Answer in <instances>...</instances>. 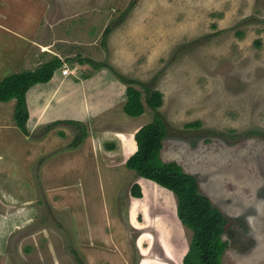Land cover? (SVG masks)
<instances>
[{"label":"rangeland","instance_id":"374dc122","mask_svg":"<svg viewBox=\"0 0 264 264\" xmlns=\"http://www.w3.org/2000/svg\"><path fill=\"white\" fill-rule=\"evenodd\" d=\"M42 1L47 12L37 38L73 42L66 48L73 57L65 60L86 84L71 95L88 136L68 149L79 126L58 124L54 129L68 127L67 144L29 164L28 139L0 126V152L6 153L0 162V264H183L193 232L177 216L175 195L128 169L137 147L125 156L117 141L116 132L130 124L122 109L127 86L108 68L96 74L79 61L85 58L144 82L158 76L160 112L172 127L162 159L196 175L201 191L229 217L223 263L264 264V138L242 134L264 130V0ZM29 2L0 0L6 58L14 35L24 37L15 20L26 23L23 33H33ZM23 70L19 63L0 79ZM144 115L141 127L154 111L147 107ZM194 121L201 126L185 127ZM71 151L75 156L62 158L64 169L57 171L59 157L56 166L45 165ZM135 183L140 198L131 194Z\"/></svg>","mask_w":264,"mask_h":264},{"label":"trees","instance_id":"16d2710c","mask_svg":"<svg viewBox=\"0 0 264 264\" xmlns=\"http://www.w3.org/2000/svg\"><path fill=\"white\" fill-rule=\"evenodd\" d=\"M110 33L111 27L108 26L103 36L107 37ZM176 53L177 49L175 50ZM79 61L87 63L97 70L108 68L121 82L126 84L127 100L123 110L127 115L131 117L141 116L146 112L147 107L154 111V118L140 127L134 134L137 149L126 160V167L133 170L138 177L153 181L175 195L177 216L193 232L188 250L183 257V264H224L223 256L229 247V241L224 238L230 222L229 217L214 205L208 195L201 191L196 175L186 172L176 161H164L162 159L163 143L169 136L172 127L160 112L164 103V94L154 87L158 76H154L150 82H144L118 72L113 65L107 62L96 61L92 58ZM63 64L62 59L55 57L34 70L12 73L0 80V101L7 102L16 99L14 117L17 126L25 135H31L27 128L30 116L27 92L38 83L49 82L54 72ZM60 123L79 126L78 134L67 145L68 149L79 148L88 136V129L84 124L73 120L52 122L44 127L45 132L43 134L36 137L45 136ZM193 126H201V123L194 121L185 125V127ZM203 131L219 136L225 135L223 132L205 128ZM242 134L264 138V130L262 129H251ZM110 147L109 149L112 150L113 147ZM131 194L137 198L142 197L140 184L135 183L132 186Z\"/></svg>","mask_w":264,"mask_h":264},{"label":"crops","instance_id":"0c3cea01","mask_svg":"<svg viewBox=\"0 0 264 264\" xmlns=\"http://www.w3.org/2000/svg\"><path fill=\"white\" fill-rule=\"evenodd\" d=\"M29 4H30L29 7L30 15H28V17L33 16V33L31 35L27 34L26 32L23 33L24 32L23 29L26 28V23H23V21L21 22V19H19L18 22L17 20L13 22L15 26L16 25L19 26L20 31H22L24 37H22L21 35H14L15 37L12 38V40L10 41V43H12L11 45L12 50L7 58L5 57L6 55L5 45H4L5 40L2 38L0 39V75L7 74L8 72H10L12 68L15 69L19 63L24 64L25 70H34L40 67L43 63L55 57H58L64 61L63 66L68 65L67 61H65V58L73 57V53H72L73 51L70 52L66 50V48L70 47V45L68 44L73 43V42L70 43L68 38L65 37L64 40L58 42L57 40L53 41L48 39L47 40L43 39L40 41L37 38L40 31L39 28L43 26L41 19L43 15H45V13L47 12L46 11L47 6L46 4H44L42 0H30ZM17 17L19 16L17 15ZM26 21L28 23L27 18ZM58 43L63 44V46L65 47L59 46ZM21 44H23V46H21ZM63 66L54 72V75L49 82L38 83L33 87H31L27 92V104L30 114L29 120L27 122V128L30 131L31 135H25L16 124L14 117L15 108H16V99H12L7 102L0 101V126H5V129H10L14 131H17L16 129H18L21 131V133L24 134L25 139H28V146L32 150L31 154H33V155L30 154L31 155L30 158L28 157L26 159V162L29 164L34 162L37 157L42 156L41 158H43L44 157L43 155H46L47 153H50L54 149H59V147L67 144L66 141L68 139L64 138L65 137L64 135L63 136L60 135L61 137L60 139H57L54 136L59 135L61 133L69 134L68 131L66 130L68 129V127L63 126L61 129L60 128L52 129L47 133V135L39 138L36 137L35 139H33V134L34 133L37 134L39 129L52 122H56L60 120L61 121L72 120L71 117L74 118L73 121L75 122H81V123L83 122L81 121L83 120V117L81 116L80 112L75 111L78 109V106L76 100L72 98L71 92L76 91L77 89H79V87L83 89V87H86V84L85 82H80L82 81V79H79V77L76 75L75 76L63 75L62 73ZM79 66L82 67V65ZM72 70H74L76 73L77 66ZM16 72L18 71L12 73H16ZM95 72L97 74L98 70ZM66 85H70V87L65 88ZM124 103L125 101L122 104V109ZM67 107L70 108L66 109ZM144 114L138 117H131L127 115L126 116L127 118L125 117L124 119L127 120L128 123H130L128 125L129 129L126 130L127 132H116V134L120 136L119 138H117L118 139L117 141H120L121 143L123 142L124 149L126 151L124 152L125 156L127 154L129 155V152L133 150V147H137L136 141L134 139L135 132L133 130L135 128L139 129L141 127L139 126L140 124L139 121H142L141 118L143 119V116H145ZM90 132L92 133V131ZM13 133H18V132H13ZM14 137L15 140H17L18 142L20 141L18 138H16V136ZM4 138H6V136H4ZM23 141L24 143L27 144L25 140ZM9 143H11V141ZM75 152L76 151L62 152L59 155H57L55 158H52L51 160H47L45 162V165L47 166V168L56 166V159L57 157H59L58 160L62 161V164L59 165L60 168H58L57 171H59L60 169H64L63 166H65V164H67L68 162H64V159L62 158L75 156ZM4 156H6V153L0 152V162L4 160L3 159ZM47 178L48 177H46L45 179ZM32 181L33 179H31V182ZM154 192H156V190Z\"/></svg>","mask_w":264,"mask_h":264},{"label":"built area","instance_id":"2783aa9c","mask_svg":"<svg viewBox=\"0 0 264 264\" xmlns=\"http://www.w3.org/2000/svg\"><path fill=\"white\" fill-rule=\"evenodd\" d=\"M62 73H63V75L68 76V75L74 74L75 71L72 70L71 68H69L67 65H64L62 68Z\"/></svg>","mask_w":264,"mask_h":264},{"label":"clouds","instance_id":"9594fccd","mask_svg":"<svg viewBox=\"0 0 264 264\" xmlns=\"http://www.w3.org/2000/svg\"><path fill=\"white\" fill-rule=\"evenodd\" d=\"M247 221H248V223L251 225L252 217H251V216H248V217H247ZM137 246H138V244H137Z\"/></svg>","mask_w":264,"mask_h":264},{"label":"water","instance_id":"95a60500","mask_svg":"<svg viewBox=\"0 0 264 264\" xmlns=\"http://www.w3.org/2000/svg\"><path fill=\"white\" fill-rule=\"evenodd\" d=\"M139 240V239H138ZM137 244H138V241H137Z\"/></svg>","mask_w":264,"mask_h":264}]
</instances>
